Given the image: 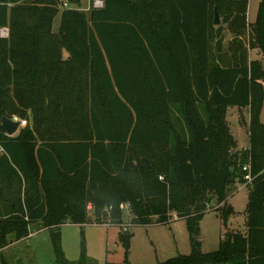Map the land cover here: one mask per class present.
Segmentation results:
<instances>
[{
    "label": "trees",
    "instance_id": "obj_1",
    "mask_svg": "<svg viewBox=\"0 0 264 264\" xmlns=\"http://www.w3.org/2000/svg\"><path fill=\"white\" fill-rule=\"evenodd\" d=\"M67 2L79 7L81 0ZM35 3L0 0V28L13 35L26 25L32 32L30 76L40 89L46 82L39 51L62 2ZM247 6L248 0H103L87 15L63 9L48 51L45 103L52 125L67 134L41 137L45 114L35 106L44 95L34 91L30 126L6 135L1 118L21 106L0 71V249L35 224L49 230L53 264H96L84 251L68 260L60 244V226L86 223L91 212L93 223L120 227L123 260L106 264H129V225L174 216L186 220L191 252L158 264H264V67L248 59L249 48L264 56V0L252 23ZM214 7L220 25L213 24ZM224 28L232 35L225 46ZM13 48L0 37V61L17 65ZM74 64L87 68L85 88L66 80V66ZM232 106L248 109L246 149L229 130ZM244 165L253 176L246 228L226 231L217 250L203 252L199 223L207 205L213 196L226 222L233 212L226 196L235 180L246 183Z\"/></svg>",
    "mask_w": 264,
    "mask_h": 264
},
{
    "label": "rangeland",
    "instance_id": "obj_2",
    "mask_svg": "<svg viewBox=\"0 0 264 264\" xmlns=\"http://www.w3.org/2000/svg\"><path fill=\"white\" fill-rule=\"evenodd\" d=\"M30 1L24 0L26 4H30L31 6L36 5L35 0ZM59 1L62 2L57 5L59 12L53 20L50 31L46 32L43 39V47L39 51V55L43 61V82H46L40 89H38V84L34 86L30 76V62L32 57L29 52L33 49L36 50L32 32L27 31L26 25L15 27L13 35H11L12 32L9 26L0 28V37L7 39L8 43L11 42L14 45L13 50L15 49V51H13V55L17 58V65L15 66L7 58H2L3 60L1 59L2 61H0L2 75L6 79H10L8 88L10 95H12V101L14 103L19 102V106H21V110L11 114V116L25 120V125H21L19 130L23 127H29L32 117L31 109L34 106V91H37V96L38 94L44 95L40 101L42 104L35 106L45 114L44 122L40 128L41 137L44 138L61 137L67 134L69 130L65 127H55L52 125L53 113L51 112L50 105L45 103L46 84L50 79L49 63L51 64V54L48 51L55 46L53 33L57 31L59 26L61 11L68 8H77L87 15L91 8H95L93 6L94 0H81L79 7L68 3L67 0ZM259 3L260 0H248L250 19H255ZM224 30V35L229 33L225 28ZM62 53V58H65L67 53L65 51ZM253 53L254 55L260 54L259 51ZM262 64L264 66V59ZM78 68L82 70V74L75 73ZM15 74L18 78L15 79L16 83L14 84ZM86 74V66L78 64L67 65L65 69V76L68 77L66 80L69 81L68 84L75 82L77 87L81 86L85 88ZM262 83L264 87V82ZM14 88L19 90L16 96L13 94ZM30 90L32 91L31 95L29 94L31 92ZM39 90H41V93ZM228 108L226 111V120L229 130L237 142L238 149H246L249 146L247 131L249 122L248 109L237 106ZM260 120L264 123V99L260 111ZM41 137L38 136V138ZM153 150L154 152H158L159 148H154ZM249 192L250 186L238 180H235L229 187L226 204L232 208L233 212L228 216L226 222L221 218L220 209H215L219 204L216 203L213 196L211 197L210 204L207 205V209L199 223L200 234L198 239L200 240V247L203 252L217 250L220 245V240L226 231L245 230ZM125 205L127 204L122 205V218L124 222H129L130 216ZM2 207V202H0V208L2 209ZM88 217V222L83 224L66 221L60 226V244L65 257L68 260L75 261L80 258L84 251L85 255L94 260L96 264L122 261L124 248L117 238L120 227L93 223L94 216L91 212L88 213ZM39 228L40 226L35 224L31 225V233L27 237L12 243L6 249L4 248L2 252L0 251V264H2V258L6 264H53L55 262V255L49 230ZM128 231L132 233L128 250L129 264H158L169 258L178 255H188L191 252L190 237L185 219H175L173 216L172 219L164 223H156L153 221L145 225H129ZM10 240L12 242L14 239L10 238Z\"/></svg>",
    "mask_w": 264,
    "mask_h": 264
},
{
    "label": "water",
    "instance_id": "obj_3",
    "mask_svg": "<svg viewBox=\"0 0 264 264\" xmlns=\"http://www.w3.org/2000/svg\"><path fill=\"white\" fill-rule=\"evenodd\" d=\"M213 24L214 25H220L221 24L220 14H219L216 7H214ZM1 128L4 130L6 135L12 136L15 133H17V131L19 130L20 120L15 119L13 117L3 116L1 118ZM236 154H237V151H234V155H236ZM236 161H237V158L234 156L233 162L235 163ZM233 170H234V167L233 166L230 167V171L232 172Z\"/></svg>",
    "mask_w": 264,
    "mask_h": 264
},
{
    "label": "crops",
    "instance_id": "obj_4",
    "mask_svg": "<svg viewBox=\"0 0 264 264\" xmlns=\"http://www.w3.org/2000/svg\"><path fill=\"white\" fill-rule=\"evenodd\" d=\"M246 18H247V22L248 23H252V22H254V20L255 19H250V17H249V10H248V6H247V13H246ZM222 26L223 27H225V24H222ZM223 33H224V30H223ZM224 35V34H223ZM232 39V35L230 34V33H226L225 35H224V37H223V44H224V46L225 45H227L228 44V42L230 41ZM225 49V48H224ZM257 51V49H255V48H253V49H248V59L249 60H254V59H257V60H259L260 62H261V64L263 63V55L260 53V54H256V55H254V53L253 52H256ZM262 66H263V64H262ZM264 67V66H263ZM229 109V108H228ZM227 109V110H228ZM1 202V201H0ZM125 207L127 208V205H125ZM39 229H41V228H39ZM31 233V232H30ZM29 233V234H30ZM27 237V236H26ZM25 238V237H24ZM21 239H23V238H21ZM21 239H18V240H13L12 242H10L7 246H5L4 248L6 249L9 245H11L12 243H14V242H17V241H19V240H21ZM4 248H2V249H0V251L2 252L3 250H4Z\"/></svg>",
    "mask_w": 264,
    "mask_h": 264
},
{
    "label": "built area",
    "instance_id": "obj_5",
    "mask_svg": "<svg viewBox=\"0 0 264 264\" xmlns=\"http://www.w3.org/2000/svg\"><path fill=\"white\" fill-rule=\"evenodd\" d=\"M64 4L66 5V3H64ZM93 6L95 8H101L103 6V1L102 0H94ZM14 118L17 119L16 117H14ZM25 123H26L25 120H20V126L25 125ZM0 151H1V149H0ZM243 170L246 171L244 174V179L246 180V183L251 182L253 176L251 175V173L249 171V167L247 165H244Z\"/></svg>",
    "mask_w": 264,
    "mask_h": 264
}]
</instances>
